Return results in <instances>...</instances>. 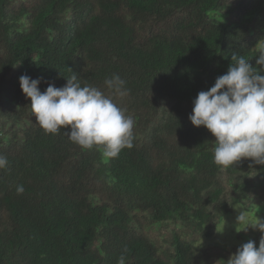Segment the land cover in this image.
<instances>
[{
  "label": "trees",
  "instance_id": "1",
  "mask_svg": "<svg viewBox=\"0 0 264 264\" xmlns=\"http://www.w3.org/2000/svg\"><path fill=\"white\" fill-rule=\"evenodd\" d=\"M262 44L264 0H0V264H226L258 247L249 226L231 249L200 248L236 203L264 205V165H216L188 117L234 52L256 67ZM72 72L134 119L133 148L105 157L36 123L19 77L43 92Z\"/></svg>",
  "mask_w": 264,
  "mask_h": 264
},
{
  "label": "clouds",
  "instance_id": "2",
  "mask_svg": "<svg viewBox=\"0 0 264 264\" xmlns=\"http://www.w3.org/2000/svg\"><path fill=\"white\" fill-rule=\"evenodd\" d=\"M256 51V67L234 52L226 73L216 77L213 86L200 91L192 102L188 118L193 126H203L215 137L213 159L221 167L233 166L242 158L264 165V44ZM40 83L39 78L27 74L19 77L36 123L46 134H59L61 128H68L64 134L71 142L85 149L101 146L109 158L134 147V119L100 88L82 85L75 72L62 87L49 83L41 92ZM104 84L120 97L129 91L118 74L106 78ZM7 166V157L0 154V169ZM16 192L22 194L23 185H18ZM234 207L242 206L236 203ZM237 223L244 226L241 230L251 226L264 233V221L256 217V223H250L246 211L237 216ZM118 264H124L123 255ZM226 264H264V235L258 247L253 240L242 244Z\"/></svg>",
  "mask_w": 264,
  "mask_h": 264
},
{
  "label": "rangeland",
  "instance_id": "3",
  "mask_svg": "<svg viewBox=\"0 0 264 264\" xmlns=\"http://www.w3.org/2000/svg\"><path fill=\"white\" fill-rule=\"evenodd\" d=\"M259 209V211L253 213L246 212L250 223H256V217L259 220L264 221V205L260 206ZM243 211H245L243 207H235L233 214L225 217L222 223L219 225L216 234L211 238L203 240L199 244L200 248H204L211 244H217L225 249H231L239 245L240 242L237 240V235L244 226H238L237 216Z\"/></svg>",
  "mask_w": 264,
  "mask_h": 264
}]
</instances>
